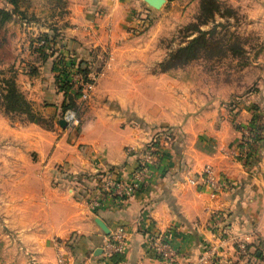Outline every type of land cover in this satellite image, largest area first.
Returning a JSON list of instances; mask_svg holds the SVG:
<instances>
[{
    "label": "crops",
    "instance_id": "crops-1",
    "mask_svg": "<svg viewBox=\"0 0 264 264\" xmlns=\"http://www.w3.org/2000/svg\"><path fill=\"white\" fill-rule=\"evenodd\" d=\"M62 1V12L37 16L19 8L7 23L15 39L0 69L15 74L41 121L6 113L0 97V264H95L107 236L96 219L109 233L124 229L117 264H163L149 248L159 232L170 236L179 264H189L205 245L217 243L214 214L231 239L219 245L224 264H264V0H216L248 26L237 33L250 39L242 47L250 77L200 94L178 93L177 85L189 82L132 69L146 48L135 43L153 36L150 29L134 34L135 25L147 15L152 26L187 23L201 0H165L159 10L142 0ZM0 9L13 7L0 0ZM52 33L58 34L57 53L94 75L76 128L59 124L64 96L53 57L34 51L37 39ZM256 116L263 139L252 155L238 159L241 132ZM160 128L171 132L160 138L161 161L146 186L123 201L104 197L94 208L91 177L129 180L137 155ZM206 167L227 181L215 199L199 181ZM190 178H198L197 185Z\"/></svg>",
    "mask_w": 264,
    "mask_h": 264
},
{
    "label": "rangeland",
    "instance_id": "rangeland-1",
    "mask_svg": "<svg viewBox=\"0 0 264 264\" xmlns=\"http://www.w3.org/2000/svg\"><path fill=\"white\" fill-rule=\"evenodd\" d=\"M18 8H29L37 16L39 13L46 14L45 10H48L47 13L51 14L57 10L62 12L63 1L21 0ZM168 11L173 12L174 10L170 9ZM231 13V11L226 9H221L218 12L216 8L213 18L205 13L200 18L187 23L177 22L173 28L169 22L168 28L163 26V23H160L159 26H152V17H150V22L140 21L135 25L136 32L134 34L139 36L150 29L149 31L153 32V36L140 38V41L135 43L137 46L145 45L146 48L142 55L134 59L139 63L137 67L132 69L134 71L133 74L138 75L142 71L144 76L160 74L178 78L182 83L189 82L188 85H177L179 94H184L183 89L186 88L199 94L206 90L219 92L224 87H228L227 85L248 79L250 77L249 70L244 68V65L249 61V56L241 50L244 45L249 44L250 39L237 33L238 31L242 33L245 29L247 31L248 26L244 25L242 20L234 18ZM203 21H206V23L202 25ZM7 23L0 29V60L4 61H8L10 58L8 42L10 39H15L13 37L9 38L11 29L7 27ZM192 23L198 25L200 30L209 33L207 38L208 47H205L206 54L202 53L204 55H201L200 58L179 67H174L175 63H164L172 51L179 46L185 45L186 42L197 35V33L189 32L188 30L189 24ZM156 25H158V22ZM11 34L14 35V32H11ZM170 65L171 68L164 69L168 66L170 67ZM2 77L9 79L12 78V75L5 69ZM88 100L77 101V110H75L77 114L81 113V106Z\"/></svg>",
    "mask_w": 264,
    "mask_h": 264
},
{
    "label": "built area",
    "instance_id": "built-area-1",
    "mask_svg": "<svg viewBox=\"0 0 264 264\" xmlns=\"http://www.w3.org/2000/svg\"><path fill=\"white\" fill-rule=\"evenodd\" d=\"M44 44L45 42L43 40L36 42L37 46H44ZM69 61V59L63 57V62L59 66L57 74L61 79L74 87L81 86V94L78 100L86 101L90 98L93 89L95 80L94 75L88 72L86 76L87 80L84 82L83 76L79 72L77 65ZM62 119L71 128L78 127L80 123L77 112L70 108L63 111ZM257 134L255 123L249 124L242 130L240 145L238 153L236 154L238 159H247L249 155H252L253 147L257 144ZM160 138L161 137L157 139L152 138L145 146L143 152L139 154L136 168L132 172L129 180H117L113 175L108 173H103L97 177L94 186L95 196L91 201V205L94 208L100 206L103 200L102 198L104 197L123 201L132 197L146 186L150 180L153 169L156 168L161 161L160 149L158 148ZM202 175L203 176L199 180L201 181V185L210 188V197L212 199L217 198L218 195L223 192L227 181L215 177L212 170L208 167L203 170ZM197 179L190 178L188 182L197 185ZM219 220L218 215L214 214L212 223L210 224V228L217 233L216 236H214V240L217 241V243L205 245L202 249V253L197 257L195 262L189 264H224L219 255V245L231 239H226L227 237H225L224 232L220 229L221 222H219ZM125 239V232L122 227L111 231L103 240L101 253L95 264H111L110 262L113 256L123 253ZM238 247L245 253L246 247L242 242L238 243ZM149 248L154 257L163 264H179V254L172 246L170 236L167 233L159 232L153 234L150 238Z\"/></svg>",
    "mask_w": 264,
    "mask_h": 264
},
{
    "label": "trees",
    "instance_id": "trees-1",
    "mask_svg": "<svg viewBox=\"0 0 264 264\" xmlns=\"http://www.w3.org/2000/svg\"><path fill=\"white\" fill-rule=\"evenodd\" d=\"M7 2L12 5L13 10L6 11L4 9H0V29L3 27V25L6 22L10 21L13 13L20 14L18 7L21 0H7ZM216 8L218 12H220L221 9H226L227 11H231L230 9L217 3L216 0H201L199 6V12L193 20L200 18L205 13L211 15L210 17L213 18L214 11ZM144 21L150 22L151 21L150 15H147ZM205 23L206 21H203L201 24L203 25ZM188 30L189 32L197 33V35L192 39H190L188 42H186L185 45L179 46L174 51H172L169 57L164 61V63L166 64L175 63L174 67H179L189 63L190 61L200 58L201 55L206 54L205 47H208L207 38L209 36V33L200 30V27L193 23L189 24ZM40 40H43L45 42L44 46H37V48H34V51L40 54V56H42L43 59H46L48 56L53 57V68L54 69L59 68V66L63 62V56L58 54L57 50L55 49L59 41L58 34L52 33L51 35H42L37 39V41ZM71 63L73 64L72 61ZM77 67L79 72L83 76V81L85 82L87 80L86 76L89 70L87 68H81L80 64H78ZM169 68H171V65L170 67L168 66L164 69L167 70ZM10 74L12 75V78L6 79L2 77L3 72L0 71V97L4 110L6 111V113L25 115L30 121L40 122L41 121L40 117H38L33 112L31 105L26 102L23 94L18 90L15 84V76H14L15 74L13 72H10ZM56 84H57V88L63 93L64 96V101L61 107V113L67 108L77 110L76 103L80 97L82 87L81 86L74 87L73 85L61 79L59 75L56 77ZM256 119H258V116L253 118L252 123L256 121ZM256 131L258 133L256 142L258 143L261 142L263 138L260 132L261 131L260 127L257 125H256ZM169 132H171L170 128H160L154 132L152 138L157 139L159 137H162L163 135H168ZM138 156L139 155H137V160H138ZM101 174L92 176L91 177L92 182H95L97 177ZM120 255L121 254H117L113 256L110 263L117 264L118 263L117 257H119Z\"/></svg>",
    "mask_w": 264,
    "mask_h": 264
},
{
    "label": "water",
    "instance_id": "water-1",
    "mask_svg": "<svg viewBox=\"0 0 264 264\" xmlns=\"http://www.w3.org/2000/svg\"><path fill=\"white\" fill-rule=\"evenodd\" d=\"M142 1L147 6V8L154 9V10H159L165 3V0H142ZM59 124L61 126H66V122L63 119L59 121ZM95 222L100 227V229L104 232V234L106 235L109 234V230L102 224L100 220L96 219Z\"/></svg>",
    "mask_w": 264,
    "mask_h": 264
}]
</instances>
